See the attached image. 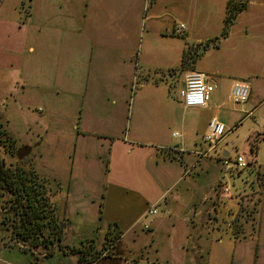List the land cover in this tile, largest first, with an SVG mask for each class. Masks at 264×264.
Returning a JSON list of instances; mask_svg holds the SVG:
<instances>
[{
    "label": "rangeland",
    "instance_id": "1",
    "mask_svg": "<svg viewBox=\"0 0 264 264\" xmlns=\"http://www.w3.org/2000/svg\"><path fill=\"white\" fill-rule=\"evenodd\" d=\"M8 1L0 0V157L25 172L27 188L41 192H29L33 200H46L37 215L43 219L32 225L34 234L26 235L30 229L19 220L26 205L0 189V264H76L89 255V247L100 255L117 237L101 264H152L155 245L158 255L178 261L191 252L183 245L191 224L196 226L191 235L195 239L199 234L198 243L205 246L204 252L194 250L196 257L209 254L220 264H264V7L240 0L243 8L232 13L222 33L223 3L221 16L215 10L202 34L192 37L187 28L182 36L173 34L175 25L187 27L182 6L144 10L134 49L140 73L126 87L115 81L108 92L103 88L100 96L91 95L99 98L94 106L102 119H88L89 126L116 139V150L95 138L78 142L75 149L78 112L86 104L92 110L81 92L91 80L84 78L86 71L73 68L82 40L73 32L52 30L40 50L32 34V51L21 48L13 24L16 16L19 26L26 20L25 5L31 0L20 4L15 15L5 11ZM196 2L190 4L198 10ZM166 12L155 21L149 18ZM187 71L202 73L214 87L207 110L181 107L178 93ZM131 78L124 71L119 80ZM235 81L249 85L254 102L250 95L244 104L229 99ZM215 110L231 131L215 152L200 158L207 149L204 123ZM28 143L35 153L20 161L5 154ZM154 146L163 150L150 159ZM222 152L230 161L241 157L246 168L223 170ZM159 153L171 160L173 153L182 154L187 162L172 160L177 169L168 175L166 168L154 165L162 159ZM154 208L155 216L146 215Z\"/></svg>",
    "mask_w": 264,
    "mask_h": 264
},
{
    "label": "crops",
    "instance_id": "2",
    "mask_svg": "<svg viewBox=\"0 0 264 264\" xmlns=\"http://www.w3.org/2000/svg\"><path fill=\"white\" fill-rule=\"evenodd\" d=\"M146 1L147 0H61L62 5H59V2L57 0H31L28 1V3L25 5L27 7L25 18L26 20H22L21 26L18 25L20 21L19 17L16 16L13 24V28H15L14 32H16L20 37L21 48L26 47L28 48V51H32L30 47L31 34L37 41L36 44L39 50L44 46L47 32L49 31L50 36V34H52V30L54 31V33L57 32L55 34L61 35L63 33L67 34L73 32L76 34V36H78L80 40H82L78 44V55L73 59V62L77 65L72 66L75 69L86 71L87 74L84 78L87 80H91V83H89L88 81L86 82L85 88L81 92L84 93V96H87V101L91 105L92 110L88 111L89 108L86 104L85 111L82 112L84 109H81V111L78 112V125L75 126V149L77 148L78 142L80 143L85 139L95 138L97 141H107L109 149L116 148V150H119V146L116 145V139L113 141L111 139H106L102 135V130H95L92 126H89L90 122L88 123V119H102V114L95 111L94 106V101L99 98L91 97V95L93 94V96H100L102 94L103 88H106V91L108 92L110 85L114 84L115 81H117L118 85L122 87L130 85L133 80L135 81L136 74L139 70L137 68L138 66H140V63L135 60V40L141 35L140 26L144 10L159 12L162 9H165L167 11L168 6L176 9H179L182 6L183 9L181 10V12L183 13V17L186 19L185 22L187 26L186 35L192 37L202 34L201 29L203 30L205 26L204 24L211 20L212 13H215V10L217 11V15L221 16L223 3L227 4L228 2H230L231 5H238L240 8H243L244 3H247L249 6L264 7V0H243L244 3H242V1L240 2V0H197L196 3L198 4V10H196L195 6H191V0H150L149 3H146ZM25 3V0H9L8 4L6 5L8 7L5 8V11H8L10 14L15 15V12L19 5H24ZM160 4L163 7L159 6ZM62 6H65V9H63ZM22 9L24 10V7ZM5 11L3 14H5ZM59 13L63 16L59 15ZM56 14H58L59 16L56 17ZM168 14L169 13L166 12L157 16L152 15L149 18L155 21L163 16H168ZM222 20L223 19L221 17V21ZM8 23L12 24L11 21H8ZM65 23H68L69 25L67 26ZM50 24H53L54 26L50 28ZM219 28L221 30L222 23ZM18 32L21 33L19 34ZM191 54L192 51L191 53H189L190 57ZM163 56V54H160L159 58L163 59ZM135 63L137 67L135 66ZM124 71H129V75L130 73L132 75V78L128 79V81H125V79L119 80L121 76L123 77ZM25 73V76L27 77V72ZM81 83L82 80L80 83H77L78 87L75 91L80 92ZM94 85H96L95 90ZM138 86H143V83H138ZM250 97L251 102H254V100H252V92ZM209 101L210 98L208 102ZM208 102L205 108L194 109L184 108L179 101L181 107H183L184 109L201 111L210 108ZM211 118H216L222 123V117L216 110L209 118V120ZM208 121L204 123V132H206ZM226 129L228 130V128ZM230 131L231 130L229 129L227 134ZM262 136L264 137V135ZM140 146L142 145L140 144ZM154 147L156 149L158 148V146ZM170 149L174 150V148ZM158 150H161V148L157 149V151L155 152L150 153V159H157L156 155L158 153ZM159 154L163 155L162 159L158 158V161L155 162L154 165L157 167H163L164 169L166 168V172L168 175H170L171 172L172 174H174V170L177 169V167L172 164L171 161L173 159L171 160L167 157L165 158V153ZM220 155H222L223 158L228 157L225 152H222V154ZM173 156V161H179L183 164H186L187 158L185 155L173 153ZM215 165H217L216 162ZM71 166H73V163H71ZM42 175L47 179L46 174ZM162 177L164 178V176ZM69 195L70 192L67 191L66 196L69 197ZM99 199H102L101 194ZM100 207L101 205L99 204V208ZM195 228L196 226L191 224L190 228L188 229L189 234L185 235V240L188 242L183 243V245L190 246V256L185 255L178 261L167 259L166 257H161L160 255H158V248L156 245L154 246L156 234L153 235L151 242L154 246L156 254L151 258L150 262L152 264H220L218 263L215 256H211L208 254V258L206 259V257L203 256H200L198 258L193 255L194 250H199L200 252L205 251V246H200L201 244L198 243V238L200 237V235L198 234L197 238L195 239V235H191L192 232H194ZM118 242L119 240L117 239L107 250L111 249L112 247H116L115 245H117ZM217 242L220 243L221 240H218ZM107 250H105V252L101 253L100 255L95 256L93 253L94 250L89 247V255H87L86 257H81V259L78 260L76 264H101L102 258H104L106 252H108ZM90 253H92L93 255H91ZM227 263L228 262L225 261L223 264Z\"/></svg>",
    "mask_w": 264,
    "mask_h": 264
},
{
    "label": "built area",
    "instance_id": "3",
    "mask_svg": "<svg viewBox=\"0 0 264 264\" xmlns=\"http://www.w3.org/2000/svg\"><path fill=\"white\" fill-rule=\"evenodd\" d=\"M186 32V27L183 24H178L173 27V34L183 35ZM214 87L205 82V77L202 73L196 71H187L184 74L183 88L178 93V98L184 108H205L209 97ZM250 94V87L247 83L242 81H235L232 83L229 91V99L236 105L244 104L247 102ZM228 130L225 125L218 121L216 118H211L206 126V132L202 137L203 143L207 149L202 151L199 155L200 158L208 157L210 152H215L219 142L222 141ZM177 136V134H175ZM176 152H183L182 149H174ZM220 164L223 170H231L235 167L236 170L246 168V164L241 157H237L234 161L227 158H221ZM227 191V189L225 190ZM156 209L148 210L146 215L155 216ZM164 215L168 213L163 212ZM148 230V227H144Z\"/></svg>",
    "mask_w": 264,
    "mask_h": 264
},
{
    "label": "trees",
    "instance_id": "4",
    "mask_svg": "<svg viewBox=\"0 0 264 264\" xmlns=\"http://www.w3.org/2000/svg\"><path fill=\"white\" fill-rule=\"evenodd\" d=\"M241 9L242 8H240L238 5L235 6V5H231L230 2L227 3L226 14L223 20L224 25H223L222 33H226L228 29L227 27L231 24L232 13L240 11ZM5 154L14 158L15 151H9V152H6ZM24 173L25 172L18 170L17 168L13 166L6 165V163L4 162V159L0 157V189H2L3 191H6V193L11 194V196L15 198L14 200H17V198H21L23 203L26 206L31 207L30 209L32 211L34 221H36L38 219L37 218L38 212L39 211L42 212L41 208H44L45 204L43 202L46 199H44L43 196L42 197L40 196V197H37L36 200H33L34 196L31 195L30 193L32 194L34 193L36 196H38L39 193L41 192L38 191L37 189H36V192H34L33 190H31V188H27V184H29V179L23 177L25 176ZM29 175H32L31 177H36L34 176L33 173ZM31 227H29L30 230L26 233V235L34 234L31 231L33 227L32 228ZM37 230H40V229L37 228Z\"/></svg>",
    "mask_w": 264,
    "mask_h": 264
},
{
    "label": "flooded vegetation",
    "instance_id": "5",
    "mask_svg": "<svg viewBox=\"0 0 264 264\" xmlns=\"http://www.w3.org/2000/svg\"><path fill=\"white\" fill-rule=\"evenodd\" d=\"M20 212L21 213L19 215V220L22 221V225L25 224V223L28 225V227H31L32 225L33 226L35 225V221H34V218H33V214H32V211H30V207L29 206L23 207ZM39 219L42 220L43 218H40L39 217ZM39 223L37 225V228L40 229V228H42V226H41L42 224H39Z\"/></svg>",
    "mask_w": 264,
    "mask_h": 264
},
{
    "label": "water",
    "instance_id": "6",
    "mask_svg": "<svg viewBox=\"0 0 264 264\" xmlns=\"http://www.w3.org/2000/svg\"><path fill=\"white\" fill-rule=\"evenodd\" d=\"M34 154L35 151L32 150L31 144L28 143L27 145L19 148L17 150V152L15 153V158L20 161L22 160L25 156L29 155V154Z\"/></svg>",
    "mask_w": 264,
    "mask_h": 264
}]
</instances>
